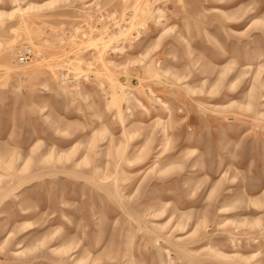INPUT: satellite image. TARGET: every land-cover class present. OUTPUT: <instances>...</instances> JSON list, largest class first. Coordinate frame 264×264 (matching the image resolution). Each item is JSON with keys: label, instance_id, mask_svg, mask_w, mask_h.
Wrapping results in <instances>:
<instances>
[{"label": "rangeland", "instance_id": "374dc122", "mask_svg": "<svg viewBox=\"0 0 264 264\" xmlns=\"http://www.w3.org/2000/svg\"><path fill=\"white\" fill-rule=\"evenodd\" d=\"M0 264H264V0H0Z\"/></svg>", "mask_w": 264, "mask_h": 264}, {"label": "built area", "instance_id": "2783aa9c", "mask_svg": "<svg viewBox=\"0 0 264 264\" xmlns=\"http://www.w3.org/2000/svg\"><path fill=\"white\" fill-rule=\"evenodd\" d=\"M112 15H109L106 17V19L110 18ZM103 16L100 17L102 19ZM32 58V52L30 48H25L18 56H17V61L19 63H25L29 61Z\"/></svg>", "mask_w": 264, "mask_h": 264}, {"label": "bare ground", "instance_id": "6f19581e", "mask_svg": "<svg viewBox=\"0 0 264 264\" xmlns=\"http://www.w3.org/2000/svg\"><path fill=\"white\" fill-rule=\"evenodd\" d=\"M43 4V3H42Z\"/></svg>", "mask_w": 264, "mask_h": 264}]
</instances>
